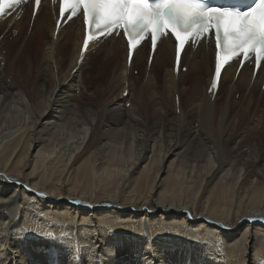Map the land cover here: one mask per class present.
Here are the masks:
<instances>
[{
	"label": "bare ground",
	"instance_id": "obj_1",
	"mask_svg": "<svg viewBox=\"0 0 264 264\" xmlns=\"http://www.w3.org/2000/svg\"><path fill=\"white\" fill-rule=\"evenodd\" d=\"M5 24L0 264H264L261 77L229 68L212 101L206 48L176 76L168 41L151 67L143 47L127 76L120 39L73 73L79 21Z\"/></svg>",
	"mask_w": 264,
	"mask_h": 264
},
{
	"label": "snow or ice",
	"instance_id": "obj_2",
	"mask_svg": "<svg viewBox=\"0 0 264 264\" xmlns=\"http://www.w3.org/2000/svg\"><path fill=\"white\" fill-rule=\"evenodd\" d=\"M24 3L25 0H0V18L18 11ZM40 5L41 0H35L34 17ZM81 9L89 27L84 49H88L94 33L110 37L122 31L131 57L132 50L142 42L150 40L155 50L158 41L172 35L179 63L186 44L201 42L214 30L217 54L213 90L221 80L222 69L230 61L254 58L255 66L264 68V0H259L257 6L248 11L209 7L201 0H62L60 16L71 12L75 17Z\"/></svg>",
	"mask_w": 264,
	"mask_h": 264
},
{
	"label": "rangeland",
	"instance_id": "obj_3",
	"mask_svg": "<svg viewBox=\"0 0 264 264\" xmlns=\"http://www.w3.org/2000/svg\"><path fill=\"white\" fill-rule=\"evenodd\" d=\"M5 27H6V24L3 26V30H2V32L0 33V39L2 38V39L0 40V47H1V48H2L1 45H2L3 39H5V41H11V38L9 39V37H13V36H15V34H16L14 30H10V32H8V33L4 36V35H3V31H4V28H5ZM27 31H28V29H27ZM10 33H11L12 35L8 37V35H9ZM21 42H22V41H20L19 43H21ZM19 43H18V44H19ZM1 48H0V50H1ZM5 48H6V47H5ZM1 58H2V57H0V59H1ZM209 58H210V62H211V57H209ZM1 60H2V59H1ZM1 60H0V61H1ZM2 62L5 63L4 61H1V66L5 67V65H4ZM143 68H144V65H141V66L139 67V70H134V74H135V75H138V74H139L138 71H140V70H141L140 72H143ZM145 81H146V79H145ZM239 97H240V96H239V93H238V94L236 95V99L238 100ZM140 138H141L142 141H143V139H144L143 135H140ZM150 242H151V243H150ZM150 242H149V244H148V245H149V248H148V251H147V252L149 253V256L152 254V256L155 257L156 249L153 247V243H152L151 240H150ZM148 245H147V246H148ZM147 246H146V247H147ZM145 249H146V248H145ZM145 249L142 251V253H145V252H144ZM95 253H99V254H101V252L98 251V248H97V247L95 248L94 254H95ZM153 253H154V254H153ZM90 257H91V255H90ZM143 258H144V255L142 256V258L139 259L140 264H154V261H150L149 259H147V260L145 261V258H144V259H143ZM141 261H142V262H141ZM143 262H144V263H143ZM149 262H150V263H149ZM99 263H100V264H104V261H103V260H99ZM161 264H163V263L161 262ZM214 264H215V263H214Z\"/></svg>",
	"mask_w": 264,
	"mask_h": 264
}]
</instances>
